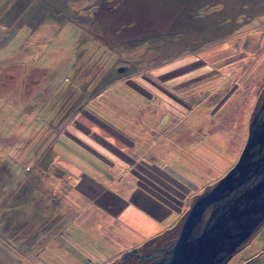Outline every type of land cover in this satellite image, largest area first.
Segmentation results:
<instances>
[{"label": "rangeland", "instance_id": "1", "mask_svg": "<svg viewBox=\"0 0 264 264\" xmlns=\"http://www.w3.org/2000/svg\"><path fill=\"white\" fill-rule=\"evenodd\" d=\"M133 1L0 0V264H137L161 245L82 194L83 138L101 140L87 111L183 175V215L238 161L264 98V0ZM248 241L227 264H264V223Z\"/></svg>", "mask_w": 264, "mask_h": 264}, {"label": "crops", "instance_id": "2", "mask_svg": "<svg viewBox=\"0 0 264 264\" xmlns=\"http://www.w3.org/2000/svg\"><path fill=\"white\" fill-rule=\"evenodd\" d=\"M87 113L90 123L84 122L85 127L98 134L101 140L91 141L83 138L87 140L89 153L83 157V162L78 161L81 166L79 165L77 169L79 175L76 176L80 178L78 181L80 184L84 183L81 185L84 190L82 194L84 193V197L104 214L123 221L126 235L133 240L139 237L142 243L147 241L143 246H149L161 239L162 245L170 233L174 235L181 229L184 218L183 208L185 210V207L192 202L186 191L182 194L171 186L175 179L178 181V177L183 175L177 173L173 167H160L156 161L148 163L145 156L137 157L136 140L133 139L132 133L124 131L126 128L124 125L116 121H108L103 116H95V118L91 115L92 112L87 111ZM91 149L94 152H91ZM163 153L169 159H173L170 152L165 150ZM137 154H142V151L138 150ZM118 157L121 160L125 158L130 163L125 160L122 162ZM135 164L142 171L141 173L133 168ZM121 167L129 170H123ZM119 172L128 173L122 176ZM108 185L119 189L135 187L141 191L132 192L130 199H127L123 194L122 197H118L109 190ZM91 189L94 191L92 192Z\"/></svg>", "mask_w": 264, "mask_h": 264}, {"label": "water", "instance_id": "3", "mask_svg": "<svg viewBox=\"0 0 264 264\" xmlns=\"http://www.w3.org/2000/svg\"><path fill=\"white\" fill-rule=\"evenodd\" d=\"M263 223L264 98L238 161L196 198L179 236L160 258L152 251L137 257L146 264H227Z\"/></svg>", "mask_w": 264, "mask_h": 264}, {"label": "trees", "instance_id": "4", "mask_svg": "<svg viewBox=\"0 0 264 264\" xmlns=\"http://www.w3.org/2000/svg\"><path fill=\"white\" fill-rule=\"evenodd\" d=\"M123 1V0H122ZM136 0H134L133 2H135ZM130 2H132V1H130ZM130 2H128V4L127 5H125L124 6V9H125V11H128L129 10V6H130ZM140 1H138V3H139ZM180 2L182 3L181 5H182V7L181 8H179V9H181V13L183 12L184 13V10H185V13H186V9L183 7V3L185 4L184 6H187V4L186 3H188V0H180ZM190 2V1H189ZM142 3V5H143V2H141ZM195 3H196V1H195ZM165 4H166V7L169 9V10H171V11H173V10H175L174 8H172V5H174V3L172 2V0L171 1H169V0H167V2H165ZM197 5H201L200 3H196ZM141 5V7H139L137 10H140V12L141 13H139V16L136 18L138 21H142L143 20V18H145L146 17V10H147V8H148V6H142ZM141 8V9H140ZM199 9V8H198ZM198 9H196V10H198ZM193 11V10H192ZM191 11V12H192ZM112 12V11H111ZM113 12H114V9H113ZM115 16V15H114ZM180 18H182L181 16H180ZM115 19V18H114ZM117 20V17H116V19L114 20V21H116ZM137 20H136V22H137ZM113 21V20H112ZM123 21H125L124 19H119V22L120 23H117V24H115V23H113V29H119V27L120 28H127V27H131V26H133V25H129V24H127L126 22L125 23H123ZM132 22V24H135V23H133V20L131 21ZM120 32V31H119ZM118 32V33H119ZM125 38V37H124ZM186 215L187 214H185L184 215V218H183V221H184V219H185V217H186ZM183 221H182V223H183ZM182 225V224H181ZM181 227V226H180ZM180 232V229L179 230H177V233H175L174 235L173 234H169V236H168V238H167V240L162 244V245H166V244H170L177 236H178V233ZM249 241H247L243 246H245V245H247V243H248ZM242 246V247H243ZM241 247V248H242Z\"/></svg>", "mask_w": 264, "mask_h": 264}, {"label": "flooded vegetation", "instance_id": "5", "mask_svg": "<svg viewBox=\"0 0 264 264\" xmlns=\"http://www.w3.org/2000/svg\"><path fill=\"white\" fill-rule=\"evenodd\" d=\"M171 243H172V242H171ZM171 243H170V244H171ZM170 244H166V245H164V247H167V246L170 245ZM161 249H163V247H162L161 245H157V247L151 249V251H152V255H153V260H154V259H158V258H160V257L162 256V250H161ZM137 255H138V252H135V253L133 254V256L130 257V258H136V259H138V258H137ZM138 262H139V261H137V264H138ZM146 263H148V262H143V261H140V262H139V264H146Z\"/></svg>", "mask_w": 264, "mask_h": 264}]
</instances>
